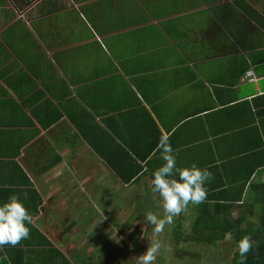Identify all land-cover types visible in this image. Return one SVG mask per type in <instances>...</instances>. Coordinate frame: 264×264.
Wrapping results in <instances>:
<instances>
[{
    "label": "crops",
    "instance_id": "1",
    "mask_svg": "<svg viewBox=\"0 0 264 264\" xmlns=\"http://www.w3.org/2000/svg\"><path fill=\"white\" fill-rule=\"evenodd\" d=\"M200 1L174 11L172 0H153L148 22L113 31L102 25L135 21L140 0L56 2L57 15L78 11L69 26L67 13L31 22L0 2L8 52L0 65V201L18 194L34 221L27 239L0 247V264H137L153 238L146 214L163 216L151 185L163 163L161 137L178 153V167L195 162L212 172L204 202L213 212L216 203L231 204L219 216L239 218L242 230L258 227L264 30L234 0ZM45 7L36 15L49 13ZM18 22L32 37L6 36L17 53L3 35ZM136 163L143 171L129 182L115 170ZM202 208L190 204L167 234L190 232ZM219 242L215 248H229L224 263L233 264L238 239Z\"/></svg>",
    "mask_w": 264,
    "mask_h": 264
},
{
    "label": "clouds",
    "instance_id": "2",
    "mask_svg": "<svg viewBox=\"0 0 264 264\" xmlns=\"http://www.w3.org/2000/svg\"><path fill=\"white\" fill-rule=\"evenodd\" d=\"M163 163L153 172L152 191L159 195L163 216L148 212L145 221L151 226L154 236L158 237L164 231L166 224H172L174 218L185 211L188 206L200 205L207 199V183L213 174L206 167H200L195 162L191 165L178 167V153L172 147L170 139L161 137L159 144ZM34 227L33 216L18 194H12L0 201V247L16 246L30 235ZM116 237L117 230H116ZM112 237L117 242V239ZM147 250L138 257L137 264H156L158 255L164 247L158 238H149ZM239 254L238 264H246L247 255L254 246L250 235H245L236 242Z\"/></svg>",
    "mask_w": 264,
    "mask_h": 264
},
{
    "label": "trees",
    "instance_id": "3",
    "mask_svg": "<svg viewBox=\"0 0 264 264\" xmlns=\"http://www.w3.org/2000/svg\"><path fill=\"white\" fill-rule=\"evenodd\" d=\"M61 3V0H46L44 3L45 11L46 12H53L55 10H58L60 6L56 2ZM77 3H83L89 0H73ZM174 6L172 9L178 10L175 7H184L182 3H189L188 8H195L198 7L201 4L200 0H172ZM205 3H213L217 2L219 0H202ZM249 1V2H248ZM1 3L5 2V0H0ZM104 3L106 2H116L118 3L127 2V0H103ZM140 3L143 5L140 7V9H135V21H122L120 24L113 25V22L110 21L109 23H105L102 26L106 29H109L110 31L116 30V29H122V28H128L134 25L138 24H144L150 20L149 13L153 15V0H140ZM234 3L239 9L244 11L247 16L252 19L261 29L264 30V7L261 6L258 10L254 8L255 6H259L262 3V0H234ZM62 5V4H61ZM180 5V6H179ZM63 6V5H62ZM87 5L81 7V10H83L84 14H87ZM159 9L160 16H163L167 13L165 11H161ZM181 10H186L187 8H179ZM130 11H124L117 12L122 18L127 15ZM29 34L30 37L32 35L31 32L26 28L24 22H18L13 27L8 29L4 35H3V41H5L9 46V48L16 51V46H14V41L8 39L6 36L10 34ZM17 38V43H26L25 39H19ZM28 43V41H27ZM244 47V44L241 45ZM17 52V51H16ZM6 47L0 42V55L2 56L0 65L4 64L5 62V54H7ZM18 53V52H17ZM29 53L28 55H30ZM19 59L24 60V56L22 53L19 52L18 54ZM130 157V155H129ZM132 159V158H131ZM134 160V159H132ZM129 169L126 167L124 169L116 168L115 170L121 175V177L129 182L132 179L136 178L142 171L143 167L141 164L136 163L135 165H129ZM207 202V203H206ZM202 203V210L203 213H201L195 220L191 227V231L183 234L181 233L180 237L184 240H194V241H203L210 245H216L218 241L225 239L227 235H230L232 237H236L238 241L241 239V237L245 235H250L252 238V241L254 242L253 248L250 250V252L247 255L246 264H264V216L258 218V227H250V229L242 230L240 228H237L238 225H240L241 220L238 218L237 220H232L231 217L228 216H219L220 212H224L225 208L230 207L231 204H221L216 203L217 207L215 208V212H213V209L209 206L208 201ZM215 207V206H214ZM214 213V214H213ZM256 225V222H252V226ZM177 233V232H176ZM48 242V241H47ZM60 257L67 261L68 259L61 254L60 251ZM239 261V254L238 250H236L235 253V259L233 264H238ZM229 264V263H226Z\"/></svg>",
    "mask_w": 264,
    "mask_h": 264
},
{
    "label": "rangeland",
    "instance_id": "4",
    "mask_svg": "<svg viewBox=\"0 0 264 264\" xmlns=\"http://www.w3.org/2000/svg\"><path fill=\"white\" fill-rule=\"evenodd\" d=\"M73 2L77 3L75 1ZM61 13L64 14L67 12L63 11ZM75 15L79 16V13L77 10H75L74 13L71 12V15L67 13V16L64 18V21L66 22L68 26L71 24H77L78 19L76 18ZM58 17H62V15ZM72 18H75L77 20L75 21L76 23L75 22L72 23ZM141 214L142 213H140V216ZM171 225L172 224L165 225L164 231L162 232L164 234L161 233L159 234L158 237L154 236L153 234V238H158L164 245V247H162L161 249V254L158 255L157 257L156 264H222L225 262L223 261V259H225L228 256L229 248L224 247L223 251L217 250L218 248L216 249L211 246L207 247V245L204 244V242H201V241L199 242V241H194V240H190L191 242H193V244L191 242L178 243V238L176 235H178L180 238V235L183 231L181 230L180 232H177L176 234H167V232L173 230V227ZM147 233L148 235L150 234L149 232ZM185 233L187 232H184L183 234ZM173 236H176V238H174ZM170 238H171V241H168L167 239H170ZM181 246L182 248H180ZM127 250L129 251L131 249H127ZM135 260L138 262V258H136ZM130 261L132 260H130L129 256H127V262L130 263ZM132 264H136L134 260Z\"/></svg>",
    "mask_w": 264,
    "mask_h": 264
},
{
    "label": "flooded vegetation",
    "instance_id": "5",
    "mask_svg": "<svg viewBox=\"0 0 264 264\" xmlns=\"http://www.w3.org/2000/svg\"><path fill=\"white\" fill-rule=\"evenodd\" d=\"M6 1L7 2L9 1L12 4V7H13L14 13H15V17H17L19 12H24V14L22 15V16H24V20L28 19V17H29V20H31V22H34L37 20L40 21L41 19H44V17H46V16L55 15L57 13V11H53V12L46 13L45 15H42V16L36 15L37 14L36 12L38 11V6H40V5L43 6V4L46 2V0H6ZM61 2L70 3V5L73 6L72 0H61ZM191 243L193 244V242H191ZM219 243L220 242L218 241L217 245ZM210 246L214 247V245L207 244V247H210ZM180 248H182V246ZM217 250H219V248ZM221 250L223 251V249H221Z\"/></svg>",
    "mask_w": 264,
    "mask_h": 264
},
{
    "label": "built area",
    "instance_id": "6",
    "mask_svg": "<svg viewBox=\"0 0 264 264\" xmlns=\"http://www.w3.org/2000/svg\"><path fill=\"white\" fill-rule=\"evenodd\" d=\"M247 78L250 80V81H253L255 80V75H254V72L253 71H248L247 74H246Z\"/></svg>",
    "mask_w": 264,
    "mask_h": 264
}]
</instances>
